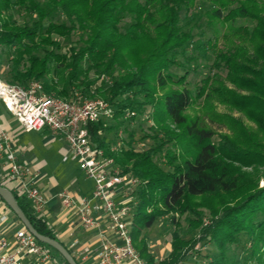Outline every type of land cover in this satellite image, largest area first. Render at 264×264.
<instances>
[{
	"label": "trees",
	"instance_id": "1",
	"mask_svg": "<svg viewBox=\"0 0 264 264\" xmlns=\"http://www.w3.org/2000/svg\"><path fill=\"white\" fill-rule=\"evenodd\" d=\"M213 1L217 3L214 17L233 22L236 18L251 19L254 24L233 27L232 47L229 40V46L217 50L213 61L217 68L226 67L227 80L234 88L224 83L219 86L217 78L206 76L193 96L185 87H170L168 71L173 63L172 52L191 40L192 35L181 29L179 16L182 7H189L193 0H44L43 3L0 0V46L18 47L16 58L12 56L15 59L11 60L7 82L21 85L34 80L40 82L51 64L64 63L70 67L69 78L73 83L86 60V69L93 71L95 78L85 84L83 97L98 95L107 100L115 118L146 103L151 106L158 135L154 145L145 150H136L128 143V147L111 151L101 134L112 126L106 127L105 119L87 124L92 143L112 156L122 172L130 171L142 180L136 191L138 200L131 236L146 264H180L204 239L212 240L217 248V254L208 256L206 264H229L227 246L236 242L241 233L249 239L255 263L264 264V184L258 187L259 179L264 181V0H233V7L227 0ZM12 8L25 9L36 19L31 24H18L8 13ZM57 10L66 16L69 25L50 19ZM122 13L133 17L124 32L118 29ZM45 20L48 21L44 27ZM74 29L82 33L83 45L77 49L70 45L66 51L55 53L54 49L60 48L58 38L68 37ZM21 48L27 55L23 68H20ZM38 49L42 50L40 56L32 54ZM105 75L113 78L108 92L104 93L100 87L90 92V86ZM182 78L176 83L182 85ZM42 87L46 93L66 99L76 94L58 89L55 82ZM138 97L143 101L139 102ZM197 97L206 103L220 97L221 101L245 112L255 121L256 129L242 128L238 138L223 134L215 143L212 131L200 125L199 115L190 119L185 115ZM159 153L170 170L155 161ZM260 166L262 172L257 168ZM13 194L33 227L57 240L45 221L34 215L26 197ZM0 200L4 202L1 197ZM200 208L208 210L209 223H203ZM185 213L191 216L189 227L197 230L196 235L184 239L173 230L169 254L157 260L149 252L142 231L163 216L170 217L178 227L176 214Z\"/></svg>",
	"mask_w": 264,
	"mask_h": 264
},
{
	"label": "rangeland",
	"instance_id": "2",
	"mask_svg": "<svg viewBox=\"0 0 264 264\" xmlns=\"http://www.w3.org/2000/svg\"><path fill=\"white\" fill-rule=\"evenodd\" d=\"M41 3L44 0H38ZM143 2L144 0H138ZM228 5L233 7V0H227ZM217 3L213 0H193L189 4V7H182L180 10V22L181 29L185 32H189L192 37L191 40L185 44L184 47L178 48L172 52L173 63L169 68L171 77L170 87L182 88L185 87L194 94L197 92L199 86L202 83V79L206 76H213L217 78L216 84L224 83V86L228 88H234V85L227 80V69L225 66L217 68L213 65L217 50H223L233 45V27L248 25L252 26L254 22L251 19L236 18L233 20H221L214 17V8ZM235 5V4H234ZM8 13L12 16L18 24L27 23L31 24L36 16L29 11L22 8H12ZM7 13V14H8ZM50 19L57 23L70 24L66 16L57 10L50 15ZM48 20L43 22L45 27ZM133 22V17L130 14L122 13L121 20L118 23V29L124 32L128 26ZM82 33L78 29H74L68 37H60L58 41L60 43L59 49H54L55 53H61L72 45L77 49L83 45L81 39ZM12 48L8 49L0 46V78L9 81L11 76V60H14L17 56V50ZM23 57L21 59L20 68H23L26 61V52L24 48ZM15 51V52H14ZM18 51V50H17ZM32 54L41 55L42 50L38 49ZM14 56L15 58H12ZM86 60L81 63V71L79 76L73 83L70 82V67L59 63L56 65L51 64L47 74L42 80L41 85L45 83L50 84L55 82L58 89H66L69 93H79L84 95L85 84L95 78L93 71H88ZM116 76V75H114ZM179 77H183L182 85L177 84ZM112 76H102L98 81L92 84L89 91H93L99 88L105 93L108 92L109 86L112 81ZM158 90V89H157ZM96 97H99L96 95ZM220 97H214L209 103H206L202 98H196L193 103L186 109L185 115L188 119L199 115L200 125L210 129L213 133L212 141L218 143L221 139V135H231L233 137H240L242 128L245 130H255L256 124L251 118H249L245 112L230 106L227 102L221 101ZM138 101L142 102L143 99L138 97ZM126 110L117 118H109L105 120V126H112V129H105L101 136L105 140L106 145L110 147L116 146L121 141L119 148L122 146L130 147L136 150H145L154 145L155 137L158 135L154 122L151 118L152 108L149 104H145L136 108L133 114H129ZM171 127H174L171 125ZM176 131H178L176 129ZM24 140L30 141L31 144H37V153L39 159L43 164V171L46 174L58 175L66 171L70 176L85 181V178L80 171L78 165L69 159L67 162L61 160L62 156L66 153L64 147L66 146L64 138L60 136H46L44 134L24 133ZM155 161L160 164L165 170H170V167L166 164L161 153L157 154L154 158ZM259 171H263V167H257ZM122 169V168H120ZM243 170L251 171L250 168H243ZM260 172V173H261ZM90 184V182L87 181ZM264 184L263 179H259L258 187H262ZM9 188V185H7ZM202 211V220L204 224L209 223L211 215L206 208H200ZM176 220L179 222V226L176 227L174 222L168 216L157 218L153 224L143 230V235L146 237L151 247L165 250L166 245L170 241V235L173 230H177L182 238L189 239L196 235L197 230H193L189 227V218L191 216L188 213L177 215ZM262 215H258V219H261ZM250 242L246 234L241 233L236 242L227 246V257L229 264H256L255 259L250 254ZM165 252V251H164ZM217 254V248L212 240L204 239L199 242L196 247L190 251L187 257L182 260L180 264H206L209 259L208 256Z\"/></svg>",
	"mask_w": 264,
	"mask_h": 264
},
{
	"label": "built area",
	"instance_id": "3",
	"mask_svg": "<svg viewBox=\"0 0 264 264\" xmlns=\"http://www.w3.org/2000/svg\"><path fill=\"white\" fill-rule=\"evenodd\" d=\"M0 102L22 128L41 130L46 127L54 135L64 138L67 150L62 160H76L85 176L93 181L92 193L78 201L73 199L67 188L62 189L58 196L66 208L76 210L84 228L97 226L93 201H100L99 207L108 216L109 228L122 242L104 238L96 251L99 263L146 264L134 247L128 229V218L137 204L136 191L142 180L130 171L122 172L112 156L92 143L87 129L88 123L113 118L112 105L101 97L85 98L76 93L73 98L66 99L46 93L36 80L21 85L1 78ZM120 144L121 141L112 146L111 151L120 149ZM39 177L40 172L35 165L18 159L12 136L0 126V184L14 183L15 192L26 197L37 215L43 214L47 203L37 183ZM121 191L128 196L118 203L115 197ZM7 220V213L0 215V264H20L26 257L39 261L50 258L44 246L24 226L14 231L12 239L3 234L1 227Z\"/></svg>",
	"mask_w": 264,
	"mask_h": 264
},
{
	"label": "crops",
	"instance_id": "4",
	"mask_svg": "<svg viewBox=\"0 0 264 264\" xmlns=\"http://www.w3.org/2000/svg\"><path fill=\"white\" fill-rule=\"evenodd\" d=\"M0 126L12 136L13 146L17 150L18 159L28 161L39 169L40 177L37 183L46 197L47 203L43 214L37 215L33 210L34 215L45 221L47 227L53 232L57 240L68 249L79 264H100L96 257V251L100 248L103 239L107 238L115 243L122 242V240L116 236L114 231L109 228V219L104 210L99 207L100 201H93V204L96 206L93 214L97 220V226L84 228L79 220L76 210L74 208H66L58 196L62 189L67 188L73 199L78 201L81 197L89 196L92 193L94 188L93 181L86 177L80 168L79 169L82 172L85 181H80L70 176L66 171H63V173L58 175L46 174L43 171V164L41 163L39 154L36 150L38 145L31 144L30 141L24 140L23 134L34 132L37 135L41 133L46 136L57 135H54L46 127L41 130H26L22 128L15 117L3 107L1 102ZM64 150H67V143ZM71 160L78 165L76 160ZM67 161H69V159L63 162ZM87 181L90 182V184L87 183ZM7 185H9L12 192H15L14 183H8ZM127 196V193L121 191L117 193L115 199L118 203H122ZM4 212L7 213L8 220L2 225L1 230L9 239H12L14 231L23 225L17 221L8 206L0 200V215ZM134 214L135 208L131 210V214L128 218V229L130 234ZM147 245L149 252L153 254L157 260L166 257L170 252V241L166 245L165 250L151 247L148 241ZM44 248L50 255V258L47 261H39V259L34 257H26L20 264H65L62 257L52 248L47 245H44Z\"/></svg>",
	"mask_w": 264,
	"mask_h": 264
},
{
	"label": "water",
	"instance_id": "5",
	"mask_svg": "<svg viewBox=\"0 0 264 264\" xmlns=\"http://www.w3.org/2000/svg\"><path fill=\"white\" fill-rule=\"evenodd\" d=\"M0 197L4 200L10 210L20 220L21 224L37 239L49 244L68 262V264H78L68 249L63 246L59 241L50 238L48 236L40 234L31 224L29 219L23 213L19 205L17 204L13 192L7 187L0 184Z\"/></svg>",
	"mask_w": 264,
	"mask_h": 264
}]
</instances>
